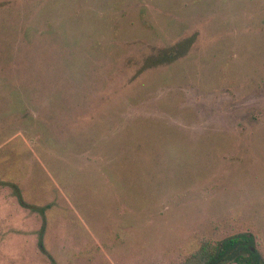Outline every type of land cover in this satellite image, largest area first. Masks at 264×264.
I'll list each match as a JSON object with an SVG mask.
<instances>
[{
  "label": "rangeland",
  "instance_id": "1",
  "mask_svg": "<svg viewBox=\"0 0 264 264\" xmlns=\"http://www.w3.org/2000/svg\"><path fill=\"white\" fill-rule=\"evenodd\" d=\"M238 237L264 264V0H0V264Z\"/></svg>",
  "mask_w": 264,
  "mask_h": 264
},
{
  "label": "trees",
  "instance_id": "2",
  "mask_svg": "<svg viewBox=\"0 0 264 264\" xmlns=\"http://www.w3.org/2000/svg\"><path fill=\"white\" fill-rule=\"evenodd\" d=\"M227 261L235 264H262L246 237L229 238L215 245L203 242L184 264H224Z\"/></svg>",
  "mask_w": 264,
  "mask_h": 264
}]
</instances>
